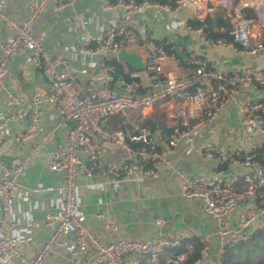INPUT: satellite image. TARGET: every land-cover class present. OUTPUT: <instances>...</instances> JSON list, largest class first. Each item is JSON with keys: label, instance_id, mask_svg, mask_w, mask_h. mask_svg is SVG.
Here are the masks:
<instances>
[{"label": "built area", "instance_id": "obj_1", "mask_svg": "<svg viewBox=\"0 0 264 264\" xmlns=\"http://www.w3.org/2000/svg\"><path fill=\"white\" fill-rule=\"evenodd\" d=\"M6 1L0 0V29L5 26L10 37H0V93L4 94V102L11 111L0 114V264H44L65 246L63 236L67 233L75 235L74 243L69 247L73 264H159L167 253H171V264H202L208 259L210 239L207 236L201 238L198 257L191 263L188 258L196 252V246L185 242V233L174 234L160 229L156 235L143 240L103 242L79 216L76 196L79 173L89 178H111L115 182L139 180L145 175L156 177L160 166L173 169L182 195L202 200L206 212L216 220L220 256L228 248L250 241L264 227V205L260 204L264 202V147L251 141L252 127L264 134V97L239 106L241 135L235 149L210 142L192 145L199 156L212 158L217 163L227 161L253 167L255 175L244 174L242 182L236 173L224 171H215L211 176H193L184 168L175 166L171 159L180 142H193L195 133L208 126L235 94L247 88L264 87V68L225 69L191 50L186 55L191 70L183 76L166 75L167 42H152L148 45L144 69L128 71L129 79L118 78L122 92L112 88L116 69L112 62L114 55L120 50L136 47L142 41L141 34L132 25L135 16L151 9L177 12L190 7L193 20L198 22V26L190 25V28L204 43L232 44L243 53L259 55L264 53V35H256V31L264 33V0H167L166 3L108 0L103 7L121 11L122 19L119 26L87 34L80 46L82 52L101 58V86L88 88L72 71L69 60L53 59L36 35L37 23L45 16L49 4L58 0H26L28 14L20 19L6 14ZM77 1L66 0L63 5ZM218 8L229 12L230 26L215 37V29L209 22ZM245 9H249L252 15L248 16ZM217 29L222 30L218 26ZM19 50L29 51L32 64L49 80L48 88L34 85L31 102L14 92L6 81L9 59ZM58 64L62 67L61 72L56 70ZM171 99L179 101L177 121L160 139L147 125L138 126L137 131L129 135L123 129H111L103 124L115 114L143 110ZM44 100L58 104L59 125L69 127L67 145L52 150L48 157L49 168L64 171L66 180L61 206L48 212L44 218L48 237L36 255L28 259L15 233L18 222L11 217V207L18 198L21 176L55 135L54 129H45L41 119L39 105ZM30 114L32 120L24 130L17 132L16 139L25 141L40 135L39 141L33 144L28 154L10 155L6 159L2 145L10 124ZM74 120L77 124L71 127ZM93 136L117 145L122 152L121 160L106 162L103 155L108 150ZM40 190L45 189L35 188L34 192ZM246 198L257 200L258 205L239 214L237 225H234L236 206ZM158 223L161 225L163 221ZM108 227L115 230L117 224L112 222ZM184 243L185 249L179 251Z\"/></svg>", "mask_w": 264, "mask_h": 264}, {"label": "crops", "instance_id": "obj_2", "mask_svg": "<svg viewBox=\"0 0 264 264\" xmlns=\"http://www.w3.org/2000/svg\"><path fill=\"white\" fill-rule=\"evenodd\" d=\"M108 0H78L72 5L64 6L66 0H58L49 4L45 16L36 25V35L46 46L50 56L55 59L69 60L72 71L78 75L85 87L101 86V58L84 53L80 46L89 33H100L109 26H119L122 12L106 10L103 6ZM63 5V6H62ZM5 12L13 18H25L28 14L26 0H7ZM245 13L251 16L249 9ZM193 18L177 12H166L162 9H151L145 14L137 15L132 25L141 36L142 41L136 47L127 50L138 53L145 61L148 45L152 42H167L168 59L164 63L166 75L183 76L191 70L186 63L189 51L199 55L225 69H245L246 67L264 68V53L253 55L241 52L232 44L210 45L204 43L190 28ZM211 28L216 34L230 26L229 12L218 8L211 15ZM221 27L222 30H218ZM256 35H264L256 31ZM0 37L8 39L9 32L1 26ZM31 53L19 50L13 54L8 63L6 81L11 89L27 98H33L34 85L48 88L49 80L42 70L36 68L30 60ZM117 58V53L114 55ZM126 72L128 64L122 61ZM58 72L62 67L56 65ZM145 81V77H143ZM112 88L120 92L123 87L119 79H114ZM264 97V87L247 88L235 94L208 126L198 130L193 142H180L171 155L175 166L184 168L190 175L211 176L217 171V163L212 158L199 156L193 149V143L210 142L235 149L240 142L241 119L238 108L241 104ZM4 94L0 93V114L10 112L4 102ZM178 100H165L155 103L152 107L139 111L115 114L103 121L111 129L120 128L131 135L137 127L147 125L158 138L166 135L177 121L179 110ZM39 110L45 129H54L55 135L44 151L35 157L20 178L18 198L12 203L11 217L18 222L15 233L19 238L20 247L26 258L36 255L48 237L44 218L48 212L55 211L62 204L63 186L66 174L62 170H51L48 166L49 153L68 143L69 127L59 125L58 104L44 100ZM30 114L23 120L14 121L8 128L2 149L5 158L10 155H25L31 151L33 144L40 135L25 141H18L16 134L24 130ZM252 142L264 147V134L252 127ZM96 142L107 148L103 155L106 162L121 160V149L112 142L93 136ZM110 150H113L111 153ZM82 156H85L81 153ZM226 173H236L240 181L244 174L255 175L253 167L240 164H229ZM77 210L82 221L103 242L111 243L122 239L143 240L154 236L160 229L187 235V243L201 245V238L210 239L209 257L202 264H221L218 252L217 222L206 212L205 203L197 198H186L182 195L176 172L163 166L158 168V175L142 176L139 180L113 181L111 178H89L83 173L77 176ZM35 188H44L34 192ZM48 188V189H47ZM261 203V202H260ZM258 205L255 199L241 200L233 213V223L237 225L239 214ZM103 213V217L98 214ZM162 220L163 224L158 221ZM116 223L117 229L108 227ZM65 246L59 248L44 264H73L69 247L74 243L75 235L67 233L63 236ZM202 246V245H201ZM92 251L89 252V254ZM90 257V255H89ZM171 253L165 254L159 264H171Z\"/></svg>", "mask_w": 264, "mask_h": 264}, {"label": "trees", "instance_id": "obj_3", "mask_svg": "<svg viewBox=\"0 0 264 264\" xmlns=\"http://www.w3.org/2000/svg\"><path fill=\"white\" fill-rule=\"evenodd\" d=\"M153 2L166 3L167 0H151ZM211 25V21L209 22ZM191 26H198V22L195 20L191 21ZM220 34H214V36H219ZM113 64L116 69L113 72L114 79H118L120 76H124L129 79L128 71L134 70L132 67L128 66V71L126 72L122 61H119L116 57L112 59ZM261 160V157H259ZM185 249V243L181 250ZM201 245H196V252L188 258V262L191 263L198 257ZM256 256V264H264V227L260 228L254 237L247 242H242L232 248H228L225 253L221 256V264H250V258L245 257ZM243 257L245 259H243ZM244 261V262H243Z\"/></svg>", "mask_w": 264, "mask_h": 264}, {"label": "water", "instance_id": "obj_4", "mask_svg": "<svg viewBox=\"0 0 264 264\" xmlns=\"http://www.w3.org/2000/svg\"><path fill=\"white\" fill-rule=\"evenodd\" d=\"M179 13L182 15H186L189 18H193V13L190 7H184L179 10ZM117 59L119 61H124L128 64V66L132 67L135 70H142L144 69V61L142 60L141 56L134 52L129 50H120L117 53ZM77 124V121L74 120L70 123L71 127H74ZM229 163L227 161H224L222 163H219L217 166V171H228ZM261 205H264V202L260 203Z\"/></svg>", "mask_w": 264, "mask_h": 264}, {"label": "rangeland", "instance_id": "obj_5", "mask_svg": "<svg viewBox=\"0 0 264 264\" xmlns=\"http://www.w3.org/2000/svg\"><path fill=\"white\" fill-rule=\"evenodd\" d=\"M245 258H250V260H251V263L250 264H256V262H257V258H256V256L254 257H252V256H250V257H245ZM244 257H243V259H245ZM244 262V261H243Z\"/></svg>", "mask_w": 264, "mask_h": 264}]
</instances>
